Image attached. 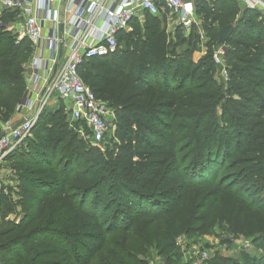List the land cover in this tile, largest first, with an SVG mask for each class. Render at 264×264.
<instances>
[{"label":"trees","instance_id":"16d2710c","mask_svg":"<svg viewBox=\"0 0 264 264\" xmlns=\"http://www.w3.org/2000/svg\"><path fill=\"white\" fill-rule=\"evenodd\" d=\"M12 12L0 14L3 123L18 114L34 53L10 28ZM196 15L210 36L198 62L192 35L178 26L171 37L165 17L148 14L117 35L113 53L82 64L83 80L114 111L109 142L93 144L82 122L73 121L83 134L70 128L58 104L5 157L17 198L0 194L3 264H128L144 244L169 254L178 235L208 230L225 214L259 252L216 253L206 264H264V15L245 7L238 16L233 0H198ZM229 24L224 80L211 48ZM15 206L20 220L6 219Z\"/></svg>","mask_w":264,"mask_h":264},{"label":"built area","instance_id":"2783aa9c","mask_svg":"<svg viewBox=\"0 0 264 264\" xmlns=\"http://www.w3.org/2000/svg\"><path fill=\"white\" fill-rule=\"evenodd\" d=\"M197 1L0 0V14L4 9L16 12L19 22L10 28L20 39L27 38L34 48L25 103L17 108L21 117L2 126L0 164L32 136L40 113L53 105L62 104L73 121L82 122L88 129L87 137L91 142L101 143L110 131L111 117L115 118V115L81 77L82 64L93 57L113 53L118 48L117 35L121 31H130L134 21L143 24L148 14L165 17L173 31L178 26L186 30L192 28L196 23ZM241 1L246 8L264 15V0ZM225 52L226 47L219 46L214 60L223 66L221 76L226 80ZM243 246L248 248L251 244L246 241ZM194 253L196 257L193 256L190 264H205L211 257L208 249Z\"/></svg>","mask_w":264,"mask_h":264},{"label":"rangeland","instance_id":"374dc122","mask_svg":"<svg viewBox=\"0 0 264 264\" xmlns=\"http://www.w3.org/2000/svg\"><path fill=\"white\" fill-rule=\"evenodd\" d=\"M233 1H235L238 4V16H242V10H244L245 8L243 2L241 0H233ZM214 9H217V8H213L212 12H215ZM12 14H13V18L15 19L10 21V25H13L16 22H19V20L16 19L17 13L12 12ZM195 22L196 23L193 24L192 28L188 30L183 29V31H181V37L187 38L188 36L192 35L193 43L190 44V46H197L196 50H193L192 52V58L195 62H198L203 56L206 55V53L210 51V50H207L206 48L207 44H209L210 36L205 31V25L200 15H196ZM167 24H168V21H167ZM167 24H165V28ZM167 30H168L167 33L169 34V36L173 37L175 34L174 33L175 31H173L172 24L168 25ZM181 46H183L182 47L183 49H187L186 46H188V44H181ZM212 46L214 47H212L211 49L213 50V53H215L218 47H215L217 46L216 44ZM224 63H226V60ZM220 73H221L220 70L219 71L216 70L215 76L216 77L219 76L220 78V75H221ZM219 82H222V81H219ZM26 90H27V85H26ZM17 108L18 106L16 107V109ZM49 108H53V107L51 106ZM220 111L221 110L219 108V113ZM32 113L33 112H31L30 114ZM17 115L15 114L14 118H16ZM67 120L69 122L70 128L79 132L80 134L84 133L83 127L80 126L79 123L73 122V120L70 118L69 115L67 116ZM3 124L4 123L0 121V128H2ZM114 130H115L114 117H111V128H110V131L105 135L104 139L102 140L103 143L109 142L111 140L110 138H111V135H113ZM98 147L101 148L102 150L106 149V147H109V152L113 156L117 153L115 147L111 145L105 146L104 144L101 146L99 145ZM3 162L4 160L0 164V183H1V186L5 185L4 187H7V188L4 189L0 187L1 189L0 194L2 191H4L3 192L4 195L11 196L13 194V197L16 200L17 195L14 194V190L12 189L16 188L15 180L17 177L15 176V172L12 169H10V167L6 163L3 164ZM5 210L6 209H1L2 213H4ZM13 210L15 211V213L13 212ZM13 210L12 211L10 210V212L6 216V219L15 220V221L20 220V217L18 215L19 209L17 208V206H15ZM220 219L222 220L220 222L216 221L214 224H212L208 228V230H202L198 233L195 232V233H190V234L183 232L180 235H178L176 239L177 241L176 247L169 254L162 255L161 253H159V251L156 250L154 246L148 247V245L144 244V247L147 250L146 253L145 254L130 253L133 257H135V262L131 261L128 264H167L168 259H170L171 261L170 264H186V263H190V261L192 260L195 254L194 252L201 251L204 249L209 250L211 257H213L214 254L216 253L218 254L220 253L223 256H231L237 260L240 259L243 256V254H245L246 252H251V253L259 252V251L254 250V247L251 244L250 237L246 236L244 232H242V227L234 226L233 223L229 222L226 214H225V217L221 215ZM135 229L140 232H144L145 236L147 233L150 232V229H146L145 227H142V226L136 227ZM246 241L250 242L251 244V246H249L248 248H245L243 246L244 242ZM4 258L6 260H9V255L4 254ZM0 264H3L1 257H0Z\"/></svg>","mask_w":264,"mask_h":264},{"label":"water","instance_id":"95a60500","mask_svg":"<svg viewBox=\"0 0 264 264\" xmlns=\"http://www.w3.org/2000/svg\"><path fill=\"white\" fill-rule=\"evenodd\" d=\"M60 30H63V24L60 25ZM234 30V25L233 24H229L226 25L224 27H222L219 31V35H218V43L219 45H224L226 44L227 40L230 38L232 32ZM226 47V46H225ZM62 54V45L60 46V55ZM25 99H26V94L23 96L20 104L23 105L25 103ZM22 121L18 122L16 126H18ZM4 135V132L0 133V138Z\"/></svg>","mask_w":264,"mask_h":264},{"label":"crops","instance_id":"0c3cea01","mask_svg":"<svg viewBox=\"0 0 264 264\" xmlns=\"http://www.w3.org/2000/svg\"><path fill=\"white\" fill-rule=\"evenodd\" d=\"M164 24H167V21L165 20V23ZM141 26H143L144 25V23L143 24H140ZM168 25H169V22H168V24H167V26H166V30H167V28H168ZM133 30V25H132V29L130 30V31H132ZM130 31H126V32H130ZM168 31V30H167ZM57 105H53L52 107H56ZM49 107H51V106H49ZM19 117H21L19 114L17 115V117L15 118V119H18Z\"/></svg>","mask_w":264,"mask_h":264},{"label":"bare ground","instance_id":"6f19581e","mask_svg":"<svg viewBox=\"0 0 264 264\" xmlns=\"http://www.w3.org/2000/svg\"><path fill=\"white\" fill-rule=\"evenodd\" d=\"M219 46H222V45H219Z\"/></svg>","mask_w":264,"mask_h":264}]
</instances>
